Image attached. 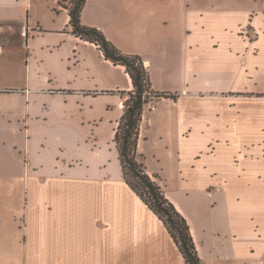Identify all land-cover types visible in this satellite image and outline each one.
I'll return each instance as SVG.
<instances>
[{
  "label": "crops",
  "instance_id": "obj_1",
  "mask_svg": "<svg viewBox=\"0 0 264 264\" xmlns=\"http://www.w3.org/2000/svg\"><path fill=\"white\" fill-rule=\"evenodd\" d=\"M263 4L87 0L82 11L143 59L154 92L175 96L145 105L139 150L162 106L177 192L143 160L201 264H264ZM70 20L59 0H0V264H185L124 178L115 138L132 80Z\"/></svg>",
  "mask_w": 264,
  "mask_h": 264
},
{
  "label": "trees",
  "instance_id": "obj_2",
  "mask_svg": "<svg viewBox=\"0 0 264 264\" xmlns=\"http://www.w3.org/2000/svg\"><path fill=\"white\" fill-rule=\"evenodd\" d=\"M86 2L87 0H73L71 6H66L59 0L60 5L69 10L73 34L98 46L106 60L114 65L125 67L134 87L133 92L125 99L124 114L119 121L115 138L124 178L132 190L164 222L180 249L185 264H201L188 221L166 197L157 182L158 176H151L147 173L144 156L137 154L144 108L148 104L149 97L152 95L158 100L160 98H175V96L152 90L150 74L139 55L124 54L109 41L101 30L82 24L81 16Z\"/></svg>",
  "mask_w": 264,
  "mask_h": 264
},
{
  "label": "rangeland",
  "instance_id": "obj_3",
  "mask_svg": "<svg viewBox=\"0 0 264 264\" xmlns=\"http://www.w3.org/2000/svg\"><path fill=\"white\" fill-rule=\"evenodd\" d=\"M72 1L73 0H61V3L66 6H71ZM260 2L263 3L264 0H260ZM246 12H249L247 8H246ZM246 12L245 14H241L240 16L243 18H246L247 14H251L250 12L249 13H246ZM263 12H264V4L258 8L257 14H262ZM260 21H264V20L261 19ZM258 28L262 30L261 35L264 37L263 26H259ZM245 32H242V33H245ZM155 101H157V99H155V97L151 95L148 99L147 106L153 105ZM167 109L169 110V108ZM164 112H165V109L162 106H158V111L151 115L153 123L156 119V121H158L159 123V126L157 127L156 125H153L150 123V121H148V124L145 126V132H144L147 139L144 142L143 150H139V142H138L137 154L139 156L142 155L148 158L149 167L160 174V177L163 180L164 184L168 187L169 192L172 193V192H177L175 184H176V181L179 175L176 170V167L173 164V158H174L173 155L175 152L172 151V149L171 150L164 149L163 147L164 142L161 141L160 139L161 137L160 131L161 129L163 130L164 128V127L161 128L162 125H161L160 119L164 118L163 116ZM145 168H146V164H145Z\"/></svg>",
  "mask_w": 264,
  "mask_h": 264
}]
</instances>
